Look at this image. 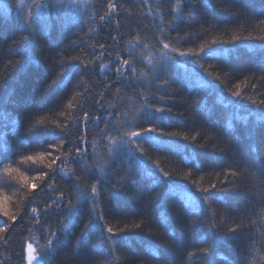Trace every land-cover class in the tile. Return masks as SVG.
<instances>
[{"label":"trees","instance_id":"trees-1","mask_svg":"<svg viewBox=\"0 0 264 264\" xmlns=\"http://www.w3.org/2000/svg\"><path fill=\"white\" fill-rule=\"evenodd\" d=\"M32 2L23 0L28 6ZM89 2L97 5L91 11L104 10V0ZM120 2L132 10L129 16L121 9L122 20L128 18L124 31L138 30L141 39L147 37V47L138 55L153 59V71L148 72L144 66L146 60H142L134 65L137 68L135 74H125L130 83H121L109 71L100 72L92 64L95 56L87 45L96 44L95 55L98 56L99 43L111 44V30L97 21L94 27L99 32H89L87 25L93 21L86 15L87 8L77 10V15L83 19L84 31L73 34L75 30L66 31L59 20L55 26L50 20L47 33H37L25 41L29 31L25 19L27 8L21 5V0H5L8 11H0V113L5 116L0 120V159L13 152L35 155L44 150L29 147L34 140L29 138L28 128L38 120H43L48 129L59 131L57 126L72 127L70 122L80 115L81 105L96 115L104 110L98 101L104 108L119 104L120 110L110 125L112 135L117 137V146L109 145L107 138L101 140L98 132H90L88 137L96 145L95 154L85 159L88 166L95 167L97 174L107 173L113 153H116L118 159L111 170L113 178L104 186L97 184V194L93 197L95 204L91 200L87 203L81 200L76 209L68 213L66 227L55 218L46 221L43 215L40 217L43 228L40 224L34 225L30 209L25 214L26 203L31 199V207H37L47 198L39 188L26 189L0 173V194H12L11 209L18 215L15 225L8 222L9 233L4 234L8 245L6 249H0V259L11 257L6 264H25L20 253L23 250L25 255L29 235L34 230L42 234L52 230L56 231L57 239L44 259L47 264H114L113 259H109V250L116 264H252L257 250L264 255V238L261 236L264 234V215L258 214L257 209L251 220L246 216L256 204L248 190H256L264 180V121L249 116L250 111L260 113L261 109L244 97L250 96L257 101L264 99V39H260L264 37V0H180L178 5L175 0H169V6L174 10L171 16L167 7H156L161 0H150L153 15H146L144 9L135 7L138 0ZM177 7L179 11H175ZM59 11L43 10L44 15L52 19ZM33 12L40 15L35 9ZM161 15L164 21L160 19ZM161 26L166 34H170V40L166 41L170 48L194 49L199 53L200 63L212 72V76L208 77L199 67L195 56L170 60V55L178 56V53L169 50L165 55L156 45ZM237 36L240 39L233 40ZM129 39L126 36L122 41L121 54L125 58H128ZM213 40L217 43L213 44ZM230 40L232 43H226ZM201 45L205 46L203 52L199 51ZM225 49L234 51L228 56L211 55ZM115 55L113 52L112 56ZM82 63L90 65L87 71L81 69ZM99 63H111L107 53ZM60 64L65 67L61 69ZM59 73H63V83L42 100L41 93L51 80L61 79ZM197 76L211 80V86L199 87ZM85 89L90 90L86 96L76 95ZM234 91H239L241 96H233ZM161 95L168 98L160 100ZM69 103L72 107H68ZM146 105L172 109L162 114L168 122L164 131L178 135L163 136L162 139L180 145L179 151H159L151 143L144 142L143 137L137 141L139 149L128 142L125 132L141 131L150 126L140 122L144 111L152 110ZM111 110L116 111L115 108ZM100 127H104L103 123ZM115 127L122 130L116 132ZM185 136L188 139H184ZM15 159L19 160V156ZM138 162L144 163L142 170H137ZM121 164L125 180L129 175L132 177L126 186L117 184L121 179L117 171ZM16 166L30 176L37 175L36 170L44 167L42 163L32 166L31 162ZM75 168L74 163L67 166L68 172ZM163 172L170 176H163ZM231 172L238 175L228 177ZM226 177L238 183L240 190L231 191L234 184L226 183ZM83 179L85 182L80 184L79 191L73 188L69 194L74 204L88 187L87 177ZM113 184L117 185L115 189ZM213 184L216 185L214 189ZM61 185V190L66 191L69 187L63 182ZM177 185H182L193 197L206 195L208 199L203 204L193 205L183 195L169 190V186ZM200 189H210V192L201 193ZM90 211L93 218L98 211L104 215V220L99 222L104 225V233L101 234L99 224L90 226L86 236L76 245L80 232L88 223ZM213 211L216 213L214 224ZM6 219L0 216V227ZM241 220L244 221L243 230L233 235L229 229L236 228ZM136 224L141 227L135 228ZM107 227L117 234L115 245L104 242ZM209 236L214 237L211 254H200ZM255 264H264V261L257 258Z\"/></svg>","mask_w":264,"mask_h":264},{"label":"snow or ice","instance_id":"snow-or-ice-1","mask_svg":"<svg viewBox=\"0 0 264 264\" xmlns=\"http://www.w3.org/2000/svg\"><path fill=\"white\" fill-rule=\"evenodd\" d=\"M177 5L180 3V0H175ZM21 5L27 8V16L25 17L27 26L29 28L28 35L24 37L25 41L31 40V38L37 33H47L50 27L49 21H52V26H55L56 20H59L60 25L66 31L73 32V34H78L79 32L84 31L83 19L77 15V10L82 8H87L88 12L86 15L88 18L93 21V24L87 25L88 31L99 32V29L94 27L95 22H99L102 27L109 28L111 32H114V35H111V44L107 43H99V55H95L96 44H88L87 47L92 49V54L95 56V59L92 61V64L96 65V68L100 72L109 71L112 76H115L117 80L121 83H130V81L126 77V73L135 74L137 68L134 66L136 63L146 60V64L144 65L148 72L153 71V59L151 56H140L138 53L143 48L147 47V37L141 39L140 32L138 30L124 31L125 25L127 23V17H124L122 20V12L121 9H124L125 12L128 13L129 16L132 15V10L129 7H126L125 4L121 3L120 0H104V10L101 11H91V9L96 8L97 5L94 3H90L89 0H33L30 6L24 5L23 0H21ZM135 7L144 9L146 15H153L152 13V3L150 0H138V3L135 4ZM157 8H165L167 7L168 15L171 16L174 14V10L169 6V0H161L159 4L156 5ZM35 9L40 13L39 16H36V13L33 12ZM44 9H57L60 10L57 13V17L52 19L51 17L45 16L43 10ZM179 7L175 9V11H179ZM0 11L7 12L8 5L5 3V0H0ZM63 13L62 15L60 13ZM35 17V19H34ZM160 19L164 21V16L161 15ZM154 23V21H153ZM167 21H165V25ZM34 25H38L34 26ZM159 39H156V45L159 46L160 50L164 52L165 55H168V51L171 53H178L176 55H170L168 58L170 60H177L178 57L185 56H195V62L199 64V67L207 74L208 77L212 76V72L205 67L204 64L200 63L199 53H197L194 49L188 48L187 51H181L179 48H170V43L166 42L170 40V34H166L165 28L163 26L158 28ZM128 36L130 39L127 41L128 50L127 57L125 58L121 53L123 51L122 41H124L125 37ZM240 37H233V40H238ZM260 39H264V37H260ZM83 42V41H81ZM213 44L217 43L216 40L212 41ZM226 43H232V40L226 41ZM75 47H79V44H75ZM205 49L204 45L200 46L199 51L203 52ZM231 51L225 49L222 53H212L213 57L216 56H228ZM115 52V57L112 56V53ZM105 53H107V57L111 60L110 64H100L99 61L101 58L105 57ZM73 59H77L73 57ZM264 59V58H262ZM59 67L63 69L65 67L64 64H60ZM90 65L81 64V69L83 71H87ZM262 70H264V64H262ZM61 76L60 80L53 79L46 86L45 90L41 93V99L43 100L46 96L54 90L55 88H59L63 83V73H59ZM159 78V77H158ZM197 83L201 88H208L211 86L212 81L209 79H205L204 77L197 76ZM219 79V77H216ZM105 86L107 88V81H104ZM164 83L167 84V80H164ZM89 89H85L84 92H77L76 95H87ZM119 92V89H117ZM154 95V94H153ZM233 96L240 97L241 93L239 91H234L232 93ZM168 97L165 95H161L159 97L160 100H165ZM103 99V97H102ZM244 99L250 101L252 104L260 107V113H257L255 110L249 112V116H255L257 121H264V99L259 101L253 100L250 96L244 97ZM145 101H147V97H145ZM100 108L104 110L96 115L95 113L86 110L83 105H81V112L77 118H74L70 123L72 127H68L64 125L63 127H59V131H53L47 128L44 125L43 120H38L34 125L28 128V135L30 139L34 140V144L29 145V147H40L44 150L35 154V155H27L21 154L17 152L11 153V155L4 156L3 159H0V173L6 175L13 181H18L22 184L26 189L34 190L40 189L43 192L44 197H46V201H43L37 207H31L33 201L29 199L25 206V214L27 215L30 209V219L34 225L40 224V217L43 215L48 219L55 218L58 223H61L62 227H66L67 215L69 212H73L77 205L83 200V202L87 203L88 201H92L95 204V200L93 197L97 194V184L104 186L108 183L112 178L114 173L111 171L115 168L118 156L116 153H113V159L109 163L108 168L109 172L101 174H97L94 166H88L85 163L86 158H90L95 154L96 145L89 141L88 133L90 132H98L100 134V139L103 140L107 138L109 145L113 148L117 146L118 140L117 137L112 135L113 128L110 127L112 122L116 119V113L119 112V104L113 105L109 104L108 108H104L103 103L97 102ZM148 108H151V111H144L143 115L140 117V122L144 124H148L150 126L142 128L141 131H128L124 133V136L127 137L128 142L137 145V149H139V144L137 141L143 137L144 142L151 143L157 150L165 151V152H175L180 150V145L175 143H166L163 141V136H175L178 133L165 132L164 129L168 127V122L166 118L162 115L164 112H171V108L164 107H156L155 105H146ZM68 107H72V104L69 103ZM115 108L116 111H112L111 109ZM247 121L248 117H238ZM5 119L3 113H0V120ZM31 124V119L29 120ZM103 123L104 127L101 128L100 125ZM139 127V124H137ZM65 128L68 130L65 131ZM73 128L75 129V134L73 133ZM122 129L120 127H115L116 132H120ZM75 138L73 139V136ZM48 136H51V139H47ZM67 137V140L65 139ZM2 139V138H0ZM184 139H188L187 136ZM195 139V137H193ZM6 143V141H4ZM23 144L24 141L21 140ZM67 144L68 147L65 148L64 145ZM86 145V146H85ZM92 149L90 152L89 149ZM255 151V149H253ZM58 153V154H54ZM19 156V160L15 159V157ZM27 162H32L33 164L42 163L44 167L37 169V175H28L26 172L21 171V168L16 166L17 164H23ZM75 164L76 168L72 172H68L67 166L71 164ZM255 166L253 162H249ZM144 167L143 162H138L137 170H142ZM46 169V170H45ZM121 174V179L117 180V184L121 186H126L127 180H131L132 177L127 176V180L124 178L123 174V166L121 164V168L117 170ZM161 171H163L161 169ZM63 173V176L60 175ZM151 175V173H150ZM238 173L231 172L228 173L227 176H237ZM249 175H252L249 170ZM163 176L168 177L170 173L163 172ZM66 177V179H65ZM84 177H87L89 183L87 189L80 194V198L74 204L71 196L69 195L72 192V189L75 188L77 191L80 189V184L84 183ZM91 180H95V183H90ZM39 182V183H37ZM61 182L67 184L68 189L61 190ZM226 183L234 184V187L230 189L231 191H239L238 183H235L231 179L226 177ZM159 184L160 181L157 180ZM116 184L112 185V188H116ZM213 189L216 188V185L213 184L211 186ZM170 191H176L179 194L183 195L184 198L191 204H203L207 201L208 197L206 195L193 197V195L185 190H183L182 185H177L174 188L169 186ZM201 193H209L210 189H200ZM251 195L255 197L256 204L254 208L246 213V216L249 220H251L252 215L257 214L256 210L259 209V213L264 215V180L261 181V185L256 189L248 190ZM35 194V193H34ZM11 197L6 194H0V216L7 218L4 221L2 227H0V249H6L8 245V238L6 235L9 233L10 224L9 221L12 222V225H15V222L18 219L17 213H14L11 209L10 205ZM93 211H96L93 209ZM215 211H213L212 223H215ZM89 220L88 223L84 226V229L80 232V236L76 240V245L80 244L81 239H83L90 226H96L99 224L101 234L104 233V225L100 224V221L104 220V215L102 212H97L95 217H92V212H89ZM21 220L23 217L20 218ZM254 223V221H253ZM40 227L43 228V225L40 224ZM135 228L139 229L141 227L140 224H136ZM244 228V221L241 220L236 228H230L229 231L235 235L238 231H242ZM107 236L104 237V242L106 245L116 244V236L117 234L113 232V228L107 227L106 229ZM48 235L51 237L48 239V245L50 247H54V241L57 239L56 231L50 230ZM251 239V233H249ZM262 238H264V234H261ZM205 247L200 249V254L210 255L212 251V247L214 244V237L209 236L205 241ZM27 255L26 260L27 264H47V261L44 260L42 255L37 254V248L29 242L26 245ZM259 250L256 251V255L252 258V264H255L257 258L260 261H264L261 257ZM21 260L25 259L24 252L20 253ZM109 259H113L114 264H116L114 258L111 256V250H109ZM11 257H7L5 259H0V264H6L7 261H10Z\"/></svg>","mask_w":264,"mask_h":264},{"label":"rangeland","instance_id":"rangeland-1","mask_svg":"<svg viewBox=\"0 0 264 264\" xmlns=\"http://www.w3.org/2000/svg\"><path fill=\"white\" fill-rule=\"evenodd\" d=\"M31 164L33 166L32 162ZM3 194H6L12 198V194L10 192H6V193L4 192ZM49 238L51 237L48 235L47 230L43 231V234L41 233V231L39 232L37 230H34L29 235L26 245L27 243L31 242L34 245V247L37 248V254L42 255L43 258L45 259L52 248L48 245ZM26 255H27V248L25 247V258H26ZM25 264H27V260H25Z\"/></svg>","mask_w":264,"mask_h":264},{"label":"clouds","instance_id":"clouds-1","mask_svg":"<svg viewBox=\"0 0 264 264\" xmlns=\"http://www.w3.org/2000/svg\"><path fill=\"white\" fill-rule=\"evenodd\" d=\"M261 258L264 259V256H262Z\"/></svg>","mask_w":264,"mask_h":264}]
</instances>
